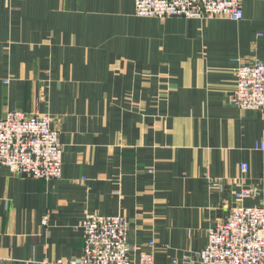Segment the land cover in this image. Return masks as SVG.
<instances>
[{"label":"crops","instance_id":"crops-1","mask_svg":"<svg viewBox=\"0 0 264 264\" xmlns=\"http://www.w3.org/2000/svg\"><path fill=\"white\" fill-rule=\"evenodd\" d=\"M243 13L160 19L136 15L134 0H0V119L49 112L63 145L58 179L0 164V264L79 259L89 214L127 217L133 257L185 264L242 187L256 191L245 205L264 203V111L230 99L234 60L264 62V0H244Z\"/></svg>","mask_w":264,"mask_h":264},{"label":"built area","instance_id":"built-area-1","mask_svg":"<svg viewBox=\"0 0 264 264\" xmlns=\"http://www.w3.org/2000/svg\"><path fill=\"white\" fill-rule=\"evenodd\" d=\"M141 17L196 19L243 18L244 0H134ZM236 85L230 94L241 109L264 111V62L236 58ZM6 84L9 79H5ZM49 112L10 109L0 119V164L23 177L52 180L63 174L60 129ZM242 164V173L248 172ZM264 192V182H263ZM256 194L242 187L236 205L208 230L207 245L185 264H264V203L245 205ZM46 224V220L43 221ZM83 254L79 259H45L38 264H155L154 252L136 250L128 241L129 220L123 215L89 214L82 222ZM154 247V242H150ZM177 264V262H173Z\"/></svg>","mask_w":264,"mask_h":264}]
</instances>
